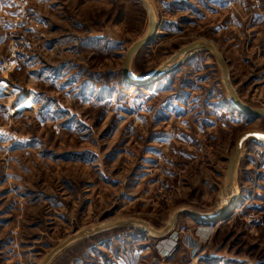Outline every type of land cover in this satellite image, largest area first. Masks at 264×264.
Instances as JSON below:
<instances>
[{
	"label": "rangeland",
	"instance_id": "374dc122",
	"mask_svg": "<svg viewBox=\"0 0 264 264\" xmlns=\"http://www.w3.org/2000/svg\"><path fill=\"white\" fill-rule=\"evenodd\" d=\"M148 1L159 29L131 75L211 42L240 98L264 108V0ZM148 30L141 0H0V264H40L104 223L160 230L183 208L220 211L238 140L264 133V117L238 110L209 49L148 84L128 81L126 55ZM236 180L222 223L182 214L164 236L124 223L73 242L55 264L116 247L134 264H264L263 142H245Z\"/></svg>",
	"mask_w": 264,
	"mask_h": 264
},
{
	"label": "water",
	"instance_id": "95a60500",
	"mask_svg": "<svg viewBox=\"0 0 264 264\" xmlns=\"http://www.w3.org/2000/svg\"><path fill=\"white\" fill-rule=\"evenodd\" d=\"M141 1L144 3V5L146 6L148 10L149 31L144 38L135 42L131 46V48L128 50V53L125 59L124 73H125L126 79L132 83H137V84L147 83L148 84L152 81H155V79H157L158 76H160L161 74L169 70L164 65L158 68L154 72V74L151 75L150 77H142V78L134 77L130 73L133 57L144 46L148 45L155 38L157 31L159 29L158 21L156 19L155 12H154V9L151 3L148 0H141ZM199 49H209L212 52H214V54L216 55L217 60L223 69V78H224L227 90L235 106L238 108V110L241 113L245 114L246 116H250L253 118L264 117V108L253 107L247 104L245 101H243L240 98L239 94L237 93L231 81L228 63L225 57L223 56V54L221 53V51L213 43H209L205 41H198V42H193L191 44H188L182 49H180L177 53H175L173 57L170 59L169 63L174 61L179 56H182L181 59H179L180 60L179 62H181L189 54H192L193 52ZM249 139H253V140L257 139L264 143V133L259 132V131H251V132H248L242 135L240 139L238 140V143L236 145V148L233 151V154L230 160L227 183L225 187L223 188V204L218 213L205 214V213H201L198 211L183 208V209L176 211L173 217L171 218V220L169 221V223L163 229H160V230L151 226L149 222L145 220H140V219H129L126 221L110 222L104 225H100L98 227L88 228L86 230H82V231L74 233L68 239H66L63 243L57 245L43 258L40 264H50L59 253H61L63 250H65L68 246H70L73 242L77 240L92 236L93 234L102 232L104 230L116 227L124 223H131V224L139 225L142 229L149 231L157 236H164L170 233V231L175 226L177 218L182 214L190 215L197 220L208 222V223L218 222L221 220L228 219L235 213V208H236L237 201H238L237 199L238 193H236L235 191V182L237 178L239 163L241 160V156L243 154V146L245 142Z\"/></svg>",
	"mask_w": 264,
	"mask_h": 264
},
{
	"label": "crops",
	"instance_id": "0c3cea01",
	"mask_svg": "<svg viewBox=\"0 0 264 264\" xmlns=\"http://www.w3.org/2000/svg\"><path fill=\"white\" fill-rule=\"evenodd\" d=\"M71 246V245H70ZM70 246H68L67 248H69ZM66 248V249H67ZM65 249V250H66ZM102 248H97V250H95L97 253H101ZM108 250V248H107ZM109 251V254H105L104 256H101V258H93V256H97V253H93V250L91 249L90 251V259L85 260V262L88 264H94L99 262V264H134L133 262H128L127 260H125V257L129 254L128 249L123 248V247H116L114 251ZM59 256V255H58ZM58 256L56 258L53 259V261L50 264H55V262H57L58 260ZM103 257V258H102Z\"/></svg>",
	"mask_w": 264,
	"mask_h": 264
},
{
	"label": "bare ground",
	"instance_id": "6f19581e",
	"mask_svg": "<svg viewBox=\"0 0 264 264\" xmlns=\"http://www.w3.org/2000/svg\"><path fill=\"white\" fill-rule=\"evenodd\" d=\"M148 31H149V30H148ZM157 32H158V31H157ZM209 43H211V42H209ZM217 48H218V47H217ZM218 49H219V48H218ZM172 57H173V56H172ZM172 57H171V58H172ZM181 57H182V56H179V57H177L175 60L181 59ZM171 58H170V59H171ZM170 59L167 60L162 66L165 65L167 68H168L169 65L171 66V64H173V62H174L175 60L172 61L171 63H169ZM159 68H160V67H159ZM236 183H237V180H236V182H235V191H236V193H239V189H238V186L236 185ZM222 196H223V195H222ZM221 199H222V198H221ZM221 199H220V200H221ZM220 202H222V201H220ZM222 204H223V202L219 205L220 208H221ZM219 207H218V208H219ZM124 220H126V219H124ZM121 221H122V220H121ZM224 221H225V220H221L220 223H222V222H224ZM104 224H107V223H104ZM104 224H102V225H104Z\"/></svg>",
	"mask_w": 264,
	"mask_h": 264
}]
</instances>
